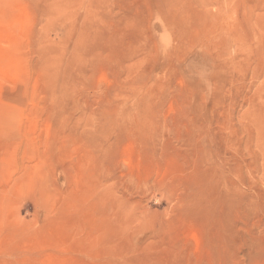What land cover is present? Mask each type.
Returning <instances> with one entry per match:
<instances>
[{
  "label": "rangeland",
  "instance_id": "rangeland-1",
  "mask_svg": "<svg viewBox=\"0 0 264 264\" xmlns=\"http://www.w3.org/2000/svg\"><path fill=\"white\" fill-rule=\"evenodd\" d=\"M0 264H264V0H0Z\"/></svg>",
  "mask_w": 264,
  "mask_h": 264
}]
</instances>
